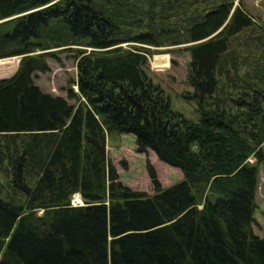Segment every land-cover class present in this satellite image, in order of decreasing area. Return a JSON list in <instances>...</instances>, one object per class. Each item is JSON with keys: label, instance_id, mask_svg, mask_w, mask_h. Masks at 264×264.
<instances>
[{"label": "trees", "instance_id": "trees-1", "mask_svg": "<svg viewBox=\"0 0 264 264\" xmlns=\"http://www.w3.org/2000/svg\"><path fill=\"white\" fill-rule=\"evenodd\" d=\"M0 21V59L20 57L0 78V264H264V72L239 75L232 42L254 26L241 0H0ZM178 45L198 122L145 73L150 47ZM72 48L77 92L42 91L35 73ZM112 132L183 179L162 187L147 163L152 194L122 185Z\"/></svg>", "mask_w": 264, "mask_h": 264}, {"label": "rangeland", "instance_id": "rangeland-1", "mask_svg": "<svg viewBox=\"0 0 264 264\" xmlns=\"http://www.w3.org/2000/svg\"><path fill=\"white\" fill-rule=\"evenodd\" d=\"M241 1L244 8L253 17L254 26L232 42L235 54L240 56L242 62L247 63V66L241 68L240 76L243 75L245 70L253 72L259 69L264 72V52L254 47L250 49L249 45H247V41L250 40L253 44H261L259 41L264 40V0ZM200 4L202 3H198L195 6ZM123 46L129 47L128 44ZM57 56L58 60L47 57L50 67L49 71L35 73L34 82L44 92L67 97V90L70 86L77 92L76 86L72 84V82L77 80L78 76L76 66L77 52L73 48L70 50L66 49L58 52ZM147 60L145 73L152 83L158 85L164 95L168 97L171 108L190 121L198 122L200 115L197 111V104L189 97L192 93L188 80L189 52L185 50L183 45L150 47ZM19 62L20 57L0 59V78L13 75L19 66ZM240 91V89L235 90L234 95L236 97L244 95ZM69 101L74 103L73 100ZM229 106L234 112L241 111L232 104ZM105 142L108 160L115 168L119 182L132 190L148 194L153 193V185L148 174L147 163H150L155 169L162 187L170 186L183 179V174L179 169L161 162L152 151H148L146 154L138 153L136 151L135 137L132 134L107 133ZM262 149L264 151V142ZM249 162L253 163L254 159L250 158ZM258 169L253 231L264 238V169L262 166H259ZM75 195L76 193L72 196L71 203L75 199L76 204H82L81 198ZM76 198L79 200H76Z\"/></svg>", "mask_w": 264, "mask_h": 264}, {"label": "built area", "instance_id": "built-area-1", "mask_svg": "<svg viewBox=\"0 0 264 264\" xmlns=\"http://www.w3.org/2000/svg\"><path fill=\"white\" fill-rule=\"evenodd\" d=\"M75 196H76V197H80V195H79V194H76ZM76 200H79V199H78V198H76ZM72 204L76 205V203H75V199H74V200H72Z\"/></svg>", "mask_w": 264, "mask_h": 264}]
</instances>
